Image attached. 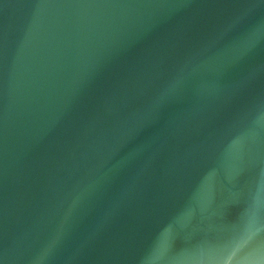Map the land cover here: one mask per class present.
Instances as JSON below:
<instances>
[{"label":"water","instance_id":"obj_1","mask_svg":"<svg viewBox=\"0 0 264 264\" xmlns=\"http://www.w3.org/2000/svg\"><path fill=\"white\" fill-rule=\"evenodd\" d=\"M0 264H264V0H0Z\"/></svg>","mask_w":264,"mask_h":264}]
</instances>
